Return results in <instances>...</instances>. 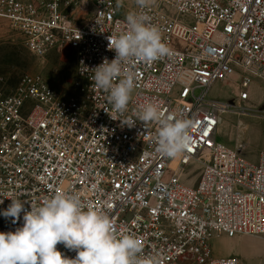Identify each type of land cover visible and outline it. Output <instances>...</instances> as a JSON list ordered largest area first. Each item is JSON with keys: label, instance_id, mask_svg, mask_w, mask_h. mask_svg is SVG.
I'll return each instance as SVG.
<instances>
[{"label": "built area", "instance_id": "obj_1", "mask_svg": "<svg viewBox=\"0 0 264 264\" xmlns=\"http://www.w3.org/2000/svg\"><path fill=\"white\" fill-rule=\"evenodd\" d=\"M139 11L172 55L136 62L132 99L120 114L90 69L115 58L107 37L125 31L126 15ZM0 19L38 56L77 54L69 94L42 73L23 75L8 94L0 86V212L10 199L26 201L29 211L57 191L75 193L140 238L142 254L159 264H240L216 256L211 242L264 237V151L252 162L219 141L218 129L225 114L252 102L257 82L264 116V0H152L146 9L135 0H0ZM229 80L236 81V105L212 96ZM149 101L193 122L183 157L155 151L158 125L136 118ZM23 215L16 224L0 215V232L21 227ZM57 249L76 256L63 244Z\"/></svg>", "mask_w": 264, "mask_h": 264}, {"label": "clouds", "instance_id": "obj_2", "mask_svg": "<svg viewBox=\"0 0 264 264\" xmlns=\"http://www.w3.org/2000/svg\"><path fill=\"white\" fill-rule=\"evenodd\" d=\"M135 2L146 9L152 0ZM125 23V31L107 37V48L115 52V58L109 61L104 57L90 69L95 87L108 93L113 110L120 114L127 111L132 99L136 62L151 64L172 55L159 27L144 11L129 12ZM136 118L145 125H158L154 142L161 156L178 159L191 147L190 119L167 114L153 101L139 105ZM121 122L128 127L136 124L134 120ZM10 200L0 215L16 224L23 212L24 223L14 232H0V264H159L157 258L142 254L140 238L117 227L103 210L86 207L78 194L57 191L39 206L31 204L29 211L24 208L26 201ZM58 244L75 251V258L65 256L57 249Z\"/></svg>", "mask_w": 264, "mask_h": 264}, {"label": "rangeland", "instance_id": "obj_3", "mask_svg": "<svg viewBox=\"0 0 264 264\" xmlns=\"http://www.w3.org/2000/svg\"><path fill=\"white\" fill-rule=\"evenodd\" d=\"M83 17H88L84 11ZM76 66L75 51L38 56L26 46L22 35L7 20L0 19V86L7 94L28 73H42L55 89L69 94L72 91L71 82L76 77ZM53 68H56V72H52ZM235 86V80H229L225 84L218 83L212 90V96L236 105ZM253 91V100L246 109L235 107L224 115L218 129V140L238 149L246 159L257 162L260 153L264 151L262 84H253ZM199 176L200 170L195 171V184ZM257 237L259 236L217 237L212 240L211 245L216 256H236L240 264H264V253L259 257L260 241Z\"/></svg>", "mask_w": 264, "mask_h": 264}, {"label": "crops", "instance_id": "obj_4", "mask_svg": "<svg viewBox=\"0 0 264 264\" xmlns=\"http://www.w3.org/2000/svg\"><path fill=\"white\" fill-rule=\"evenodd\" d=\"M257 238L260 241L259 257H262V255L264 253V237L263 236H259Z\"/></svg>", "mask_w": 264, "mask_h": 264}, {"label": "bare ground", "instance_id": "obj_5", "mask_svg": "<svg viewBox=\"0 0 264 264\" xmlns=\"http://www.w3.org/2000/svg\"><path fill=\"white\" fill-rule=\"evenodd\" d=\"M223 121V120H222Z\"/></svg>", "mask_w": 264, "mask_h": 264}]
</instances>
